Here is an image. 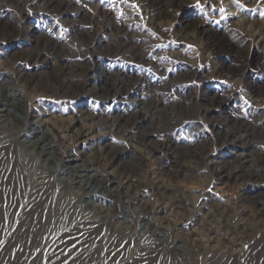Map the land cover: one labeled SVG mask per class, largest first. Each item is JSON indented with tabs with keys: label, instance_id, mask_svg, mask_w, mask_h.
Returning a JSON list of instances; mask_svg holds the SVG:
<instances>
[{
	"label": "rangeland",
	"instance_id": "rangeland-1",
	"mask_svg": "<svg viewBox=\"0 0 264 264\" xmlns=\"http://www.w3.org/2000/svg\"><path fill=\"white\" fill-rule=\"evenodd\" d=\"M49 1L0 0V88L22 105L0 122V264H264V0H179L159 12L152 0ZM115 73L128 86L104 98L103 75ZM150 108L127 130L144 140L132 141L119 125ZM28 126L115 194L99 188L90 205L72 184L64 222L35 248L25 219L63 192L41 167L55 158L22 142L35 139ZM168 136L187 150L182 161L161 148Z\"/></svg>",
	"mask_w": 264,
	"mask_h": 264
},
{
	"label": "bare ground",
	"instance_id": "bare-ground-1",
	"mask_svg": "<svg viewBox=\"0 0 264 264\" xmlns=\"http://www.w3.org/2000/svg\"><path fill=\"white\" fill-rule=\"evenodd\" d=\"M19 2V1H17ZM152 2L151 5L150 3H148L150 6L154 7L155 6V9L154 11H160L159 8L163 7L164 5H167V6H171L173 3H176V2H179V0H152L150 1ZM50 5L53 4L54 5V2L51 0L49 1ZM56 3V2H55ZM175 4H173L172 6H174ZM53 8V7H52ZM150 9V8H149ZM164 9V8H163ZM168 16V15H167ZM258 27V26H257ZM2 29V28H1ZM250 30V28H248ZM260 32H263L264 31V27L260 26V28H258ZM247 31V30H246ZM254 31V30H253ZM256 31V30H255ZM250 32V31H249ZM259 32V33H260ZM251 33V32H250ZM252 34V33H251ZM262 36V35H261ZM44 40V39H43ZM43 44V43H42ZM56 44H54V41L48 39V38H45V41H44V47H42L43 49H48L49 50V53L54 51V53L56 52V49L57 47L55 46ZM37 53V52H36ZM36 53H35V56H36ZM74 53V52H73ZM34 54V53H33ZM53 54V53H52ZM58 55V52L56 53ZM28 55V54H27ZM32 56V55H31ZM37 56H39V54H37ZM59 56H63L62 53H60ZM37 58V57H35ZM56 58V57H55ZM66 63V62H65ZM61 64V63H60ZM63 64V63H62ZM71 64V62H70ZM80 65V64H79ZM83 65V64H82ZM81 65V66H82ZM72 66V64L70 65ZM69 64H68V67L66 66V69L65 71H63L62 73L65 75L68 74L69 72L73 71V67H70ZM79 67V66H78ZM84 68V67H83ZM86 68V67H85ZM84 68V69H85ZM81 69V68H80ZM79 70V69H78ZM82 70V69H81ZM85 71V70H84ZM57 72V71H56ZM76 72V71H75ZM81 72V71H80ZM79 73V72H78ZM107 74V73H106ZM114 75V76H113ZM113 75H109V76H105L103 75V79L105 80L104 82H106L107 84H105V87H103L105 90H103L102 88L99 89L97 92L99 93V95H101L102 97L106 98L108 97L110 94L112 95H115L119 92L122 91V89L124 88V86L127 84L125 82H127V80L124 79V76L122 75H119L118 73H115ZM68 76V75H67ZM62 77V76H61ZM62 79V78H61ZM64 79V78H63ZM47 80V79H46ZM68 82V81H67ZM66 80H61L60 81V84H59V87L60 89H66V85L67 84ZM2 84V83H1ZM53 84V83H52ZM72 85V83H70ZM68 84V85H70ZM4 85V84H3ZM2 85V86H3ZM70 85V86H71ZM77 85V84H76ZM68 86V87H70ZM128 86V85H126ZM125 86V87H126ZM51 87V86H50ZM98 88V87H97ZM8 89V88H7ZM68 89V88H67ZM66 89V90H67ZM103 90V91H102ZM128 91V90H127ZM64 92V91H63ZM68 94V93H67ZM10 96L9 95V92H6V91H3L1 88H0V122L3 123V125L5 126L7 123L9 122H12L13 121V118L15 116H18V112L20 111L22 105L18 103V101H14V100H9L7 99L6 97ZM103 99V98H102ZM163 99V98H162ZM135 101V100H134ZM145 102V101H144ZM151 107V106H150ZM151 110L148 109L147 111H144V112H141V113H134V114H131L129 117L123 119L124 121L122 123L124 124H120L119 127L123 128L124 127V130L123 132L125 133H128L126 134L125 136L129 137L132 141L138 139L140 141H143L144 140V134L145 133H141L140 135L138 136H133L131 134V132H127V130H132L134 127H137L139 124H141L143 122V120L145 119V116L146 114ZM158 110V108H157ZM166 110V109H165ZM18 111V112H17ZM132 111V110H131ZM17 112V113H16ZM158 112V111H157ZM128 113V112H127ZM156 114V113H155ZM15 115V116H13ZM175 115V114H174ZM173 115V116H174ZM167 117L168 119L166 120L167 122L165 123H172V119L169 115H161V118L163 117ZM125 117V116H123ZM150 117V116H149ZM154 117V116H153ZM20 118V117H19ZM115 118V117H114ZM113 118V119H114ZM122 118V114L121 115H118L116 116V118L114 120H116V122L114 124H118V121ZM175 119V118H174ZM37 120V119H36ZM121 121V120H120ZM35 122V121H34ZM43 122V120L41 121ZM161 122V121H160ZM16 123V122H15ZM40 123V122H39ZM30 124V123H29ZM38 124V123H37ZM41 124V123H40ZM26 125H28V123H26ZM25 125V126H26ZM33 125V124H32ZM24 126V124H23ZM114 126V125H113ZM161 126L163 129L164 126H166L165 124H162L161 123ZM11 128V127H9ZM8 128V129H9ZM18 128V127H17ZM28 128L27 130H29L30 134L33 135V137L35 139H33V141L31 142L30 140H22V142L25 143V145L28 144V146H30L31 148V152H28V153H31L33 152V154H37V156L39 157L40 155H43V154H46V156H49L51 158H55V160L53 161V163L51 164H48L46 163L45 160L47 159H44V164L43 167L47 172L51 173L52 175L56 176V186L60 187L61 191L60 192H63V196L60 197V200H56L54 203V205H50L52 207H49L47 205V203H43L42 204V207L40 208V211H36L35 209V213L33 212L34 209L31 211L32 213H30L27 218L25 219V223L27 225V228H26V233L25 234H28L30 237H32L34 240L35 239H39L38 241H35L33 243V246L34 248L36 246H39L42 244V242L44 241V236H46V234H49V232H53L54 230L58 229L59 226L62 225V223L64 222V216H65V210L66 209V206L69 205L72 201V194L70 192V188H71V185L72 184H76L78 183L79 184V190H81V197L83 199H85L84 201L87 202V204L89 203L90 205H92V200L93 198H97L95 197L96 193H94L95 191H99L98 189L100 188H104L105 190V193H106V196L107 198L108 197H114V192L111 191L109 188H107V183L110 182L108 180H104L99 173L97 172H93L91 171V173L89 172V170H92V168H88L87 166H85L84 164H70L71 162L73 163L76 159H72V158H69L71 157V155H67L68 158L63 160L62 156L59 158L57 156L54 155V152H53V146H55L54 141H56L54 138H50L49 140H46L44 139V135H41V136H37L36 133H38V127H26ZM142 129V128H141ZM154 128H151L147 131L148 132H153ZM14 130V129H13ZM26 130V129H25ZM231 130V129H230ZM8 131V130H7ZM19 131V130H18ZM232 131V130H231ZM49 132V131H48ZM161 132V131H160ZM227 132H230L229 130ZM27 133V132H26ZM42 133V132H41ZM124 133V134H125ZM25 134V133H24ZM61 135V134H60ZM66 135V134H65ZM52 136H54V134H52ZM59 136V135H58ZM68 136V135H67ZM241 136V135H240ZM56 137V136H55ZM70 137V136H69ZM169 137V136H168ZM167 137V138H168ZM72 139V138H71ZM5 140V139H4ZM125 140H127L125 138ZM152 141V140H151ZM37 142H42V147L40 149V151L38 153H35V146L37 144ZM70 142V141H69ZM75 142H77L75 140ZM127 142V141H126ZM21 143V142H20ZM27 143V144H26ZM152 143V142H151ZM163 143V142H161ZM160 143V144H161ZM233 146L235 145H240L241 147L243 148H246L248 147L247 146V143L246 142H243L241 141V139L239 137H235V140L232 142ZM250 144V143H249ZM252 144V143H251ZM149 145V144H148ZM73 146V145H72ZM132 146V145H131ZM147 146V145H146ZM157 146V145H156ZM161 146V145H160ZM197 147V146H196ZM6 148V147H5ZM113 151H115V154L117 153H122L124 152V148L122 147H117V149L115 147H112ZM135 148V146L133 147ZM162 149H164L163 151L164 152H168V150L172 151V153L174 155H176V157L179 159L183 158L184 159V155L186 154V151L187 150H181V149H178L179 146L177 147V145H174L172 143V139L171 137L168 138V141H166L162 147ZM13 149V148H11ZM29 149V148H28ZM154 149V148H153ZM140 150V149H139ZM158 150V149H157ZM200 150V149H199ZM247 151V150H246ZM7 152V151H6ZM110 152V151H109ZM152 152V151H151ZM14 153V152H13ZM11 153V154H13ZM196 153V152H195ZM248 153V152H247ZM247 153H244V154H239V156H241L240 158L241 159H246V155ZM56 154V153H55ZM108 154V153H107ZM114 154V153H113ZM250 154V153H249ZM9 155V154H8ZM14 155V154H13ZM34 155H32L33 157V160L34 161H38V157H34ZM105 155V154H104ZM44 156V155H43ZM187 156V155H186ZM238 156V157H239ZM16 157V156H15ZM188 157V156H187ZM193 157V156H192ZM5 158V157H4ZM44 158V157H43ZM110 159V158H109ZM186 159V158H185ZM240 160V159H239ZM22 161V160H20ZM27 161V160H26ZM41 161V160H40ZM182 161V159H181ZM246 161V160H243V162ZM39 162V161H38ZM50 162V161H49ZM64 162L66 164H64ZM11 163V162H10ZM82 163V162H81ZM179 163V162H178ZM183 164V163H182ZM38 165V164H36ZM47 165V166H46ZM14 166V165H13ZM177 166V165H176ZM253 166V165H252ZM62 167H65V168H62ZM247 167V166H246ZM249 167V166H248ZM38 168V167H37ZM181 168V167H180ZM250 168V167H249ZM254 168V167H253ZM22 169V167H21ZM65 169V170H64ZM178 169V168H177ZM18 170V169H17ZM30 170V169H29ZM37 170V169H36ZM43 170V169H42ZM19 171V170H18ZM17 171V172H18ZM178 171V170H177ZM180 171V170H179ZM62 172H68L70 175V178H66V176H61ZM100 172V171H99ZM167 172H170V171H167ZM165 172V173H167ZM176 173V172H175ZM178 173V172H177ZM17 174V173H16ZM32 174V173H31ZM255 174V173H253ZM252 174V175H253ZM23 175V174H22ZM47 175V174H46ZM3 176V175H2ZM43 176V175H42ZM76 176H80V177H84V180H78ZM10 178V177H9ZM41 178V177H40ZM18 179V178H17ZM25 179V178H23ZM37 179V178H36ZM39 179V178H38ZM45 179V178H44ZM127 179V178H126ZM40 180V179H39ZM8 181V180H7ZM14 181V180H13ZM1 182V181H0ZM15 182V181H14ZM106 182V183H105ZM47 183V182H46ZM9 184V183H8ZM43 184V183H41ZM91 184H94V189H89V185ZM103 184H106V186H104ZM20 185V184H19ZM54 185V184H53ZM52 185V186H53ZM24 186V185H23ZM13 187V186H12ZM19 188V187H18ZM93 188V187H92ZM9 189V188H8ZM55 190V189H54ZM127 191V190H126ZM16 194V193H15ZM124 194V193H123ZM250 194V193H249ZM255 194V193H254ZM262 194V193H261ZM259 195V194H258ZM263 195V194H262ZM9 196V195H8ZM42 197V196H41ZM17 198V197H15ZM263 198V197H262ZM259 198H257V196H252L248 201H251V202H257ZM261 199V198H260ZM114 200V199H113ZM122 200V199H121ZM17 201V200H16ZM19 201V200H18ZM111 201V200H110ZM262 205H264V202H261L259 201ZM16 203V202H15ZM39 203H40V200H39ZM258 203V202H257ZM20 204V203H19ZM116 204V203H115ZM40 205V204H39ZM114 205V204H113ZM112 205V206H113ZM125 205V204H124ZM41 206V205H40ZM116 206V205H115ZM16 207V205H15ZM13 206V208H15ZM103 207V206H101ZM17 208V207H16ZM71 208V207H70ZM125 208V207H124ZM261 208V207H260ZM2 209V208H1ZM262 209V208H261ZM14 210V209H13ZM111 210V209H110ZM109 210V211H110ZM68 211V210H67ZM66 211V212H67ZM72 211V210H71ZM121 211V210H120ZM7 212V211H6ZM14 212V211H13ZM107 212V211H106ZM105 212V213H106ZM114 212V211H113ZM4 213V212H3ZM101 213V209H100V212ZM103 213V212H102ZM101 213V215H102ZM21 214V213H20ZM71 214V213H70ZM104 214V213H103ZM113 214V213H112ZM122 215V213H121ZM24 216V215H23ZM22 216V217H23ZM112 216V215H111ZM156 216V215H155ZM1 217V215H0ZM3 217V215H2ZM127 217V216H126ZM69 218V217H68ZM87 218V217H86ZM113 218V217H112ZM107 219V218H106ZM121 219V218H120ZM22 220V219H21ZM71 220V219H70ZM111 220V219H110ZM22 223V222H21ZM111 224V223H110ZM115 224V223H114ZM118 224V223H117ZM3 225V224H2ZM116 226V225H115ZM160 226V225H159ZM19 227V226H18ZM2 228V226H1ZM21 228V226H20ZM19 228V229H20ZM163 227H159V229L161 230ZM100 229V227H99ZM159 230V231H160ZM77 232V231H76ZM161 232V231H160ZM264 232V231H263ZM12 234V233H11ZM54 234V232H53ZM19 235V234H18ZM24 235V234H23ZM256 235V234H255ZM14 236V235H13ZM22 237V236H21ZM49 237V236H48ZM47 237V238H48ZM51 237V236H50ZM18 238V237H17ZM16 238V239H17ZM93 238V237H92ZM46 240V239H45ZM12 241V240H11ZM261 241V240H260ZM264 241V240H263ZM9 242V241H8ZM18 242V241H17ZM259 243V242H258ZM15 244V243H14ZM46 244V243H45ZM29 246V245H27ZM31 246V245H30ZM178 246V245H177ZM33 249V248H32ZM175 249V248H174ZM29 250V249H28ZM36 251V249H35ZM39 253V252H37ZM41 253V252H40ZM31 254V253H30ZM34 260V259H33ZM39 260V259H38ZM24 262V260H23ZM81 262V261H80ZM74 263V262H73ZM37 264V263H36Z\"/></svg>",
	"mask_w": 264,
	"mask_h": 264
},
{
	"label": "snow or ice",
	"instance_id": "snow-or-ice-1",
	"mask_svg": "<svg viewBox=\"0 0 264 264\" xmlns=\"http://www.w3.org/2000/svg\"><path fill=\"white\" fill-rule=\"evenodd\" d=\"M103 2H104V0H101V3H103ZM121 2L127 3L128 0H121ZM221 2H222V0H221ZM234 2L236 4H238V5H240L241 7H243V5L240 4V0H234ZM196 7H202V6L199 3H197ZM218 11L221 12V13H224L225 12V9L223 7H221V8L218 9ZM261 15H264V13H261Z\"/></svg>",
	"mask_w": 264,
	"mask_h": 264
}]
</instances>
